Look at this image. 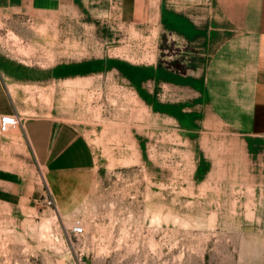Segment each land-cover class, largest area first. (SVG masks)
I'll return each mask as SVG.
<instances>
[{
  "label": "rangeland",
  "instance_id": "rangeland-1",
  "mask_svg": "<svg viewBox=\"0 0 264 264\" xmlns=\"http://www.w3.org/2000/svg\"><path fill=\"white\" fill-rule=\"evenodd\" d=\"M87 5L50 25L0 14V74L19 114L72 125L96 158L87 193L57 202L28 154L43 197L0 202V264H264V136L233 130L207 103L211 4L168 11L162 25ZM15 134L0 132L8 167L25 156Z\"/></svg>",
  "mask_w": 264,
  "mask_h": 264
},
{
  "label": "crops",
  "instance_id": "crops-1",
  "mask_svg": "<svg viewBox=\"0 0 264 264\" xmlns=\"http://www.w3.org/2000/svg\"><path fill=\"white\" fill-rule=\"evenodd\" d=\"M152 1L0 0V14H33L37 23L46 24L47 21L50 25L59 22L63 14L92 3L91 9L105 6L114 17L129 23L153 12L154 23L162 25L168 11L174 13L177 8L193 7L198 0ZM210 4L212 24L217 33L205 74V98L224 124L243 135L263 137L264 0H212ZM195 19L192 23L204 27L205 23ZM16 114H19L17 105L0 74V117ZM17 129L21 134L15 135L12 150L21 151L23 146L21 152L25 156L13 157L15 162L9 167L0 164L1 203L24 208L43 197L41 187L32 181V172L26 166L28 154L43 170L47 186L57 202L79 199L87 193L96 158L88 141L75 127L52 118L35 117L23 119L21 126L13 130Z\"/></svg>",
  "mask_w": 264,
  "mask_h": 264
},
{
  "label": "built area",
  "instance_id": "built-area-1",
  "mask_svg": "<svg viewBox=\"0 0 264 264\" xmlns=\"http://www.w3.org/2000/svg\"><path fill=\"white\" fill-rule=\"evenodd\" d=\"M208 4L212 2V0H206ZM23 123V117L20 114L16 115H4L0 117V132L8 133L9 131L19 128ZM44 203H46L49 207H56L55 201L52 196H48L45 198ZM71 232L76 237H82L85 234V229L81 223H77L71 229Z\"/></svg>",
  "mask_w": 264,
  "mask_h": 264
},
{
  "label": "bare ground",
  "instance_id": "bare-ground-1",
  "mask_svg": "<svg viewBox=\"0 0 264 264\" xmlns=\"http://www.w3.org/2000/svg\"><path fill=\"white\" fill-rule=\"evenodd\" d=\"M53 220H54L53 218H47L45 221H43L42 228L50 229V226L52 225Z\"/></svg>",
  "mask_w": 264,
  "mask_h": 264
}]
</instances>
